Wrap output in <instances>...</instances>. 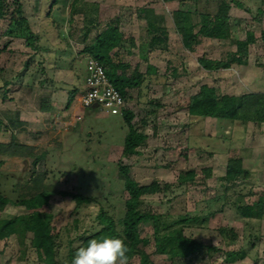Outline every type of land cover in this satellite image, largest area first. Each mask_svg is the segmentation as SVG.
<instances>
[{
	"label": "rangeland",
	"instance_id": "374dc122",
	"mask_svg": "<svg viewBox=\"0 0 264 264\" xmlns=\"http://www.w3.org/2000/svg\"><path fill=\"white\" fill-rule=\"evenodd\" d=\"M19 1L31 29L40 36L41 49L35 52L25 45L23 39L4 35L14 10L13 0H6V12L0 13V141L9 138L8 114L14 112L15 107L26 106L37 112L45 91L57 90V112L60 113L66 105V91L75 89L77 96H81L88 57L83 49L107 24L116 25L126 37L135 40V47L126 46L114 55L121 65L129 67V71L138 66L141 72H145L147 64H151L158 70L146 79L141 89L129 90L126 96L128 107L134 114L133 123L148 136L138 155L122 158L124 138L128 132L122 115L109 114L101 108L85 109L79 104L78 97L74 104V115H80L81 120L72 127L61 120L60 131L56 133L54 141L47 142L54 135L49 130L37 133L28 131V139L33 138L34 143L38 142L37 153L42 155L36 157L40 161L35 169L40 173L46 172L45 183L53 191L42 211L51 219L54 227L53 234L59 245V264H70L77 248L85 246L86 238L94 230L95 216L100 206L110 214L118 215L123 211L126 193L118 179L119 161L130 167V175L140 184L157 181L161 187L160 192L143 197V209L152 211L155 218L140 225V234L146 243L140 247L142 255L129 264H146L147 261L154 264H223L222 252L237 249L244 240L241 238L246 236L247 232L241 231V226L237 229L239 242L232 248L226 243L229 233L216 231L209 234L199 230L193 233L185 225L177 224L186 217L190 197L196 201L202 192L200 159L194 168L188 159L190 127H194V139L197 138L199 144L200 126L193 118L195 116L187 113L186 107L189 98L202 85L222 86V81L224 85L229 80L238 81L242 72L237 65L221 72L220 77L217 71L202 68L198 58L226 59L235 51V41L245 39L249 28L254 30L256 42L249 46L251 51L247 64H256L259 68L264 66V41L260 37V31L264 29V12L256 20L258 10L264 11V0H234L230 11L232 38H202L192 51L182 44L174 24V12L187 11L197 18V13L206 7L213 14L219 0H200L199 4L191 0H78L73 10L68 6L65 9V18L72 15V22H64L62 33L54 17H63V1L52 8V16L49 10L53 0ZM139 8L154 9L160 17V25L167 29L168 41L160 49L150 51L142 43L147 39L146 20L138 15ZM87 29L89 34L85 38ZM174 69L179 74L177 77L174 76ZM6 83L9 85L5 86ZM27 83L30 86H26ZM218 121L230 123L229 120ZM218 137L225 142V147L229 146L231 138L224 135L220 127ZM33 159L26 160L16 173L9 176L0 174V191L11 199L20 196L29 180L28 171L32 168ZM191 168L197 174L196 182L179 185L180 173ZM61 191L80 192L96 198L98 202L78 206L72 198L61 195ZM2 211L19 219H26L29 214L24 207L13 204L6 205L0 213ZM156 226L162 228L166 235L182 233L194 236L205 245L218 246L222 252H212L210 255L203 252L199 258L171 261L155 253ZM37 235L39 227L30 226L28 239ZM211 237L214 239L209 240ZM16 238L13 236L7 241H0V264H46L33 248L21 249ZM252 250L248 259L235 264H264V242L258 240L257 248Z\"/></svg>",
	"mask_w": 264,
	"mask_h": 264
},
{
	"label": "trees",
	"instance_id": "16d2710c",
	"mask_svg": "<svg viewBox=\"0 0 264 264\" xmlns=\"http://www.w3.org/2000/svg\"><path fill=\"white\" fill-rule=\"evenodd\" d=\"M63 1L61 18L54 17L60 33L65 21L72 22V15L68 19L65 18V9L68 6L73 10L78 0H53L49 10L52 16L54 6ZM69 1V2H68ZM199 4L200 0H191ZM234 0H219L215 13H210L205 7L203 11L197 13L198 17L194 18L190 12L175 11L173 18L177 32L180 34L183 46L192 51L198 45L202 38H213L218 40H230L232 38L231 24V4ZM14 10L10 15V21L4 35L10 38L23 39L25 45L34 50L40 51V36L33 32L30 27L28 18L24 15L23 6L19 0H13ZM65 3V4H64ZM238 6H241L237 2ZM6 0H0V13L4 14ZM60 10V8H59ZM249 9H246L248 11ZM262 10H258L260 19L263 15ZM138 15L146 20V40L142 43L150 50L160 49L168 41L167 29L160 25V17L155 13L154 9L139 8ZM260 15V16H259ZM89 29L85 31L84 37L87 38ZM260 37L264 41V29L260 31ZM1 39V35H0ZM256 42L255 32L249 28L246 30V37L243 40L235 41V51H233L226 59L213 60L206 56L198 58L199 65L208 71H218L221 69H229L232 65H246L248 62L249 46ZM126 46L135 47V40L126 37L124 33L116 26L107 24L104 29L99 31L92 42L86 45L83 52L93 57L101 63L105 74L115 88L125 97L129 90L141 89L146 79L157 73V68L151 64H147L146 71L141 72L136 66L129 71V67L121 65L114 57L118 50ZM4 47L3 49H5ZM2 49H0V54ZM264 70V66H263ZM87 71V70H86ZM174 76L179 74L174 69ZM6 83L5 86H8ZM76 96V90L68 91L66 109H69ZM41 110H49L46 102H41ZM186 111L190 116L196 117H212L221 120H241L253 121L256 123L264 122V92H252L241 95H230L221 93L214 86L202 85L199 91L189 98ZM122 116L128 125V132L124 138L122 148V158H131L139 154V148L148 139L146 133L138 129L133 123L134 114L130 109L124 110ZM27 147L18 144L12 138L8 143L0 142V156H20L26 157ZM38 158H34L31 162L32 168L28 171L29 180L26 181V188L23 193L16 199H11L0 191V210L8 204L22 206L29 211L26 219H19L15 215H11L2 211L0 213V241H7L11 236L15 235L17 241L24 251L33 248L39 258L46 264H59L57 254L59 245L57 237L53 234V225L51 219L42 211V208L48 205L51 195L53 194L49 185L45 183L46 172L40 173L35 169L39 163ZM1 164V161H0ZM118 179L122 182V190L126 193L124 201V209L118 215L110 214L107 209L100 206L95 216V226L91 234L86 238L85 245L89 239L101 238L104 236H115L125 240L130 247L129 262L142 255L141 246L146 241L141 237L139 227L143 223L153 221L155 215L150 210H144L143 197L152 195L161 191V187L157 181L149 184H140L130 175V167L122 161L117 163ZM2 176H9L12 173L3 172ZM22 174V172L20 173ZM210 173L206 174L208 177ZM245 170L242 168L240 160H230L226 168L225 180L229 186L234 181L243 178ZM197 174L194 170L181 172L178 177V184L196 182ZM30 182V183H29ZM61 195L72 198L78 206L97 203L96 198L87 197L80 192L61 191ZM254 208L252 206H244L241 210V216L244 219L250 218ZM264 211V204H262ZM262 211V212H263ZM257 209L256 217L259 219L263 213ZM190 218L186 217L177 221V224L184 225ZM37 225L39 227V235L28 239L27 232L30 226ZM230 237L233 244L239 239V235L230 230ZM261 234L246 233L244 244L235 250L223 251L217 247L205 245L204 243L181 234H164L162 228L156 226L154 228V246L155 253L166 256L171 261H184L193 258H199L204 252L211 254L212 252L223 253V264H233L237 261L244 260L249 251L255 249ZM201 258V257H200ZM146 264H154L147 261Z\"/></svg>",
	"mask_w": 264,
	"mask_h": 264
},
{
	"label": "crops",
	"instance_id": "0c3cea01",
	"mask_svg": "<svg viewBox=\"0 0 264 264\" xmlns=\"http://www.w3.org/2000/svg\"><path fill=\"white\" fill-rule=\"evenodd\" d=\"M249 50L251 51V48ZM237 67L242 72L238 81L229 80V83L224 85V81L221 80L223 82L222 86L214 87L221 88L222 93L230 95L264 92L263 67L259 68L256 64L251 65L250 63L237 65ZM224 70L226 69L217 71L220 77L223 74L221 72ZM86 75L87 71L84 74V87ZM26 86H30V84L27 83ZM68 91H66V103ZM77 94L78 91H76V96L69 109H66L65 105L64 111L60 113L57 112V90L45 91L37 112L28 109L26 106L22 108L15 107L16 110L14 109V112H9V138L0 142L8 143L13 138L16 143L27 147V153L26 157L1 155L0 170L16 173L26 163V160L42 156L37 153L39 150L38 142L34 143L33 138L28 139L30 136L28 134L29 130L34 133L44 130H49L51 134L54 133L52 138L47 141L49 143L55 140L56 133L60 131L61 120H64L65 125L74 126L77 123L74 115V104L78 97ZM5 96L4 94L3 97ZM42 101L46 102L49 110H41ZM8 109L11 110L10 108ZM193 118L196 122H199L200 126L199 144L197 143V138L194 139V132L196 134V131L191 126L189 139L191 146L188 151V159L192 168H194L198 158L200 159V169L203 174L202 192L200 199L196 201L190 197V204L186 213V217H189L190 220L184 224L185 227L193 231V233L199 230L202 233L210 234L217 231L218 233L224 232L227 234L232 229L238 234L237 229L241 226V231H245L247 234L258 231L261 234V242H264V211L262 210V204H264V122L256 123L253 121L235 120L230 121V123H219L218 119L212 117L195 116ZM219 127L223 129L224 135H229L231 138L228 147H225V142L220 141L221 139L218 137ZM23 135L24 138L22 139ZM194 143L197 145L195 144L194 146ZM230 160H240L242 168L245 170L244 177L234 181L232 186H229L225 180L226 168ZM192 168L190 170H194ZM208 173H210L209 176L205 177ZM244 206H252L254 208L250 218L244 219L241 216L240 212ZM257 209L259 212L263 211V216L259 219L256 217ZM21 219H24V217H21ZM13 236L16 238L15 235ZM191 237L194 238V236ZM194 239L198 240L197 238ZM210 239H214V237ZM239 239L236 244H233L229 235L226 243L233 248L238 244ZM242 241L238 248L244 244V241ZM200 242L203 243V241ZM213 246L218 248L216 245ZM252 251H249V254ZM248 258L249 255L245 259ZM238 262L240 261L235 263Z\"/></svg>",
	"mask_w": 264,
	"mask_h": 264
},
{
	"label": "built area",
	"instance_id": "2783aa9c",
	"mask_svg": "<svg viewBox=\"0 0 264 264\" xmlns=\"http://www.w3.org/2000/svg\"><path fill=\"white\" fill-rule=\"evenodd\" d=\"M86 59L87 75L79 104L85 109L97 104L109 114L122 115L124 110L129 109L126 97L110 82L99 60L90 56ZM81 118L76 116L77 121Z\"/></svg>",
	"mask_w": 264,
	"mask_h": 264
},
{
	"label": "clouds",
	"instance_id": "9594fccd",
	"mask_svg": "<svg viewBox=\"0 0 264 264\" xmlns=\"http://www.w3.org/2000/svg\"><path fill=\"white\" fill-rule=\"evenodd\" d=\"M130 247L115 236L89 239L75 251L70 264H129Z\"/></svg>",
	"mask_w": 264,
	"mask_h": 264
},
{
	"label": "water",
	"instance_id": "95a60500",
	"mask_svg": "<svg viewBox=\"0 0 264 264\" xmlns=\"http://www.w3.org/2000/svg\"><path fill=\"white\" fill-rule=\"evenodd\" d=\"M96 108H98V105L97 104L93 105L92 109H96Z\"/></svg>",
	"mask_w": 264,
	"mask_h": 264
}]
</instances>
